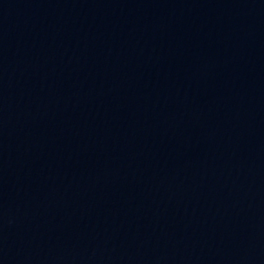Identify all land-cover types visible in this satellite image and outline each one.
I'll return each mask as SVG.
<instances>
[{
	"label": "water",
	"instance_id": "water-1",
	"mask_svg": "<svg viewBox=\"0 0 264 264\" xmlns=\"http://www.w3.org/2000/svg\"><path fill=\"white\" fill-rule=\"evenodd\" d=\"M0 264H264V0H0Z\"/></svg>",
	"mask_w": 264,
	"mask_h": 264
}]
</instances>
